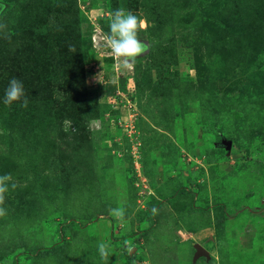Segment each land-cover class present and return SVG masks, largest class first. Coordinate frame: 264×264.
<instances>
[{
  "label": "rangeland",
  "instance_id": "obj_1",
  "mask_svg": "<svg viewBox=\"0 0 264 264\" xmlns=\"http://www.w3.org/2000/svg\"><path fill=\"white\" fill-rule=\"evenodd\" d=\"M117 9L147 21L131 70ZM14 77L0 264H264V0H0L2 101Z\"/></svg>",
  "mask_w": 264,
  "mask_h": 264
},
{
  "label": "clouds",
  "instance_id": "obj_2",
  "mask_svg": "<svg viewBox=\"0 0 264 264\" xmlns=\"http://www.w3.org/2000/svg\"><path fill=\"white\" fill-rule=\"evenodd\" d=\"M147 27V21L134 14L131 11L117 9L110 17L108 31L101 34L99 40L104 48L120 60L122 68L131 70L135 64L136 57L146 53L149 48V42L139 37V31ZM14 101H20L21 106H27L25 89L23 82L17 78H11L4 90L3 103L10 105ZM10 179L9 176H0V193L7 190ZM13 188L15 184L11 185ZM4 214V209L0 208V215ZM110 215L113 217H122L124 210L122 208L110 209ZM97 251L101 258L108 255L106 245L101 242L97 245Z\"/></svg>",
  "mask_w": 264,
  "mask_h": 264
},
{
  "label": "trees",
  "instance_id": "obj_3",
  "mask_svg": "<svg viewBox=\"0 0 264 264\" xmlns=\"http://www.w3.org/2000/svg\"><path fill=\"white\" fill-rule=\"evenodd\" d=\"M152 14L156 15V12H152ZM149 20H151V16H149ZM154 20H156V19H154ZM25 25H27V24L21 23L20 26H17V27L14 26L16 29L20 30V33L23 32L24 37L29 30V28H27ZM149 28H151V26ZM66 42H68L70 44L71 40H68ZM66 42L65 43L62 42V36L57 37V39H56V52L59 56H62V57H66L69 59L75 58V59H73V62L70 64L75 66L76 70H78L76 75H78L79 78L76 79V87L80 86V85H84L85 74L83 71V68H84L83 64L80 63L77 55H74L75 52H71L72 49L71 50L67 49L68 46L66 45ZM3 51H1V52H3ZM75 62H77V63H75ZM42 63H43V61H42ZM78 63L80 64V68H79ZM32 78H35V77L31 75V77H30L31 80H28L27 82L33 84L34 79H32ZM23 116H25V112H24V109L21 105L17 104L16 102L11 103L10 105H5L0 98V125L4 124L3 122H5V121L10 120L13 122L15 130H18L21 126L20 121L23 118Z\"/></svg>",
  "mask_w": 264,
  "mask_h": 264
},
{
  "label": "water",
  "instance_id": "obj_4",
  "mask_svg": "<svg viewBox=\"0 0 264 264\" xmlns=\"http://www.w3.org/2000/svg\"><path fill=\"white\" fill-rule=\"evenodd\" d=\"M227 148H230L231 142L229 140H225ZM196 248L198 249V253H202L204 251L203 247L200 244H196Z\"/></svg>",
  "mask_w": 264,
  "mask_h": 264
}]
</instances>
